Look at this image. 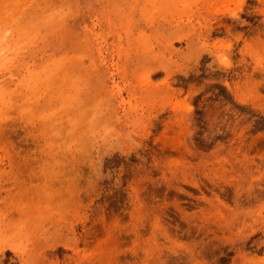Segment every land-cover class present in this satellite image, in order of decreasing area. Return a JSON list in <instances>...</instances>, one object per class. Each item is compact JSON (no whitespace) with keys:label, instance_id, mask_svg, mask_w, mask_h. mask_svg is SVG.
<instances>
[{"label":"rangeland","instance_id":"rangeland-1","mask_svg":"<svg viewBox=\"0 0 264 264\" xmlns=\"http://www.w3.org/2000/svg\"><path fill=\"white\" fill-rule=\"evenodd\" d=\"M0 264H264V0H0Z\"/></svg>","mask_w":264,"mask_h":264},{"label":"bare ground","instance_id":"bare-ground-1","mask_svg":"<svg viewBox=\"0 0 264 264\" xmlns=\"http://www.w3.org/2000/svg\"><path fill=\"white\" fill-rule=\"evenodd\" d=\"M234 15V14H233Z\"/></svg>","mask_w":264,"mask_h":264}]
</instances>
